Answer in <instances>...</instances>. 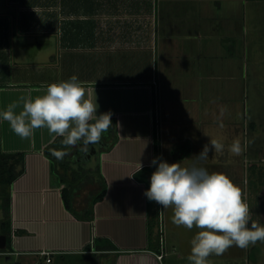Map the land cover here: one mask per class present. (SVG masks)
Wrapping results in <instances>:
<instances>
[{
  "label": "crops",
  "instance_id": "crops-1",
  "mask_svg": "<svg viewBox=\"0 0 264 264\" xmlns=\"http://www.w3.org/2000/svg\"><path fill=\"white\" fill-rule=\"evenodd\" d=\"M258 5L264 0H0V112L76 75L85 98L96 99L97 115L112 113L95 158L107 191L91 221L64 206V185L45 155L59 137L42 128L21 139L0 118L1 152L25 154V172L10 187V244L0 252L6 264H54L58 256L86 264L100 254L86 250L94 240L116 248L99 264H189L199 230L173 224L171 207L159 206L163 243L149 236L146 185L135 174L145 177L141 170L157 167L155 158L226 174L251 212L250 178L264 132ZM210 139L225 145L223 154L210 151L198 162ZM234 140L238 156L228 151ZM254 246L208 259L264 264V256L251 262ZM42 252L51 253L50 263Z\"/></svg>",
  "mask_w": 264,
  "mask_h": 264
},
{
  "label": "clouds",
  "instance_id": "clouds-1",
  "mask_svg": "<svg viewBox=\"0 0 264 264\" xmlns=\"http://www.w3.org/2000/svg\"><path fill=\"white\" fill-rule=\"evenodd\" d=\"M85 96L83 83L72 75L48 84L43 95L20 97L0 112V118L21 139H32L36 129L46 128L50 135L63 138V146H79L87 154L89 145L98 144L112 126V113L97 115L96 99L93 102ZM18 107L21 110L17 113ZM224 149L223 143L210 139L195 157L198 162L205 161L210 151L223 154ZM228 151L240 155V141L234 140ZM52 154L57 159L67 155L58 151ZM151 164L158 166L144 195L163 209L171 207L176 226L199 230L190 241L189 264H210V256L223 255L233 246L243 249L264 242V226L252 221L240 188L226 174L209 172L196 163L182 166L181 162L168 163L161 158L153 159ZM141 169L139 164L138 171Z\"/></svg>",
  "mask_w": 264,
  "mask_h": 264
},
{
  "label": "trees",
  "instance_id": "trees-1",
  "mask_svg": "<svg viewBox=\"0 0 264 264\" xmlns=\"http://www.w3.org/2000/svg\"><path fill=\"white\" fill-rule=\"evenodd\" d=\"M63 138L59 137L52 142L45 150L46 157L50 160L53 167L54 174L58 177L64 187L61 190L62 199L65 208L72 213L77 219L91 221L94 218V206L102 201L106 195L107 183L103 177L100 165L95 163L91 166L89 163L81 161H72L69 158V153L72 147H65L61 141ZM53 151L66 152L61 159L53 156ZM96 158V156H95ZM156 170V167L144 168L141 173L145 177H139L135 174V179L146 185V190L150 186L151 174ZM25 172V154L2 153L0 150V183L7 186V197L2 203L3 221L1 224V233L7 236V246L10 244V224H11V204H10V187L20 178ZM86 191L87 194L81 198V193ZM5 193V192H4ZM148 210V231L149 236L160 238L159 228V204L155 201H149L146 197ZM95 250L100 254L88 256L89 260L86 264H99V258L104 255L106 251H115L113 245H99L97 240L93 244L87 246L86 250ZM5 252V250L0 251ZM52 261V259H51ZM60 261V262H59ZM77 258L68 256H58L54 259V264H80ZM82 263V262H81Z\"/></svg>",
  "mask_w": 264,
  "mask_h": 264
},
{
  "label": "rangeland",
  "instance_id": "rangeland-1",
  "mask_svg": "<svg viewBox=\"0 0 264 264\" xmlns=\"http://www.w3.org/2000/svg\"><path fill=\"white\" fill-rule=\"evenodd\" d=\"M257 9L259 11V15L261 16L262 14L264 15V7L262 6H257ZM264 22V21H263ZM262 20L258 21V28L262 25ZM264 24V23H263ZM261 37V36H260ZM261 61H264V45L261 46ZM32 65L29 66V68ZM36 66V65H34ZM40 67V66H39ZM263 129V128H262ZM264 132H262L263 134ZM260 134L258 141H257V150H256V158H255V163H254V170H255V175L251 176L250 178V185L253 186V192H251V197L249 199V203L251 205V218L255 220V222L258 225L264 226V134ZM263 137V138H262ZM69 158L72 159L74 162L76 161H81V162H88L91 166L95 165V157L89 156L88 158H76L74 157V151L69 153ZM253 170V169H252ZM8 187L5 185H2L0 183V234L1 233V224L3 221V211L1 208L2 203L5 201L7 197V189ZM5 192V193H4ZM87 192L84 191L81 193V198L86 196ZM163 212V209L161 210ZM163 217L161 213V225L163 229ZM253 220V221H254ZM165 226V225H164ZM9 248V246H8ZM264 256V242H257L255 244L253 251H252V256H251V262L255 263V258L256 260H259ZM1 259V264H6L7 262L5 261V258L0 257Z\"/></svg>",
  "mask_w": 264,
  "mask_h": 264
},
{
  "label": "flooded vegetation",
  "instance_id": "flooded-vegetation-1",
  "mask_svg": "<svg viewBox=\"0 0 264 264\" xmlns=\"http://www.w3.org/2000/svg\"><path fill=\"white\" fill-rule=\"evenodd\" d=\"M102 140L98 143V144H96V145H89V151H88V153L86 154V153H84V152H82V151H80V148H79V146H77V147H75V148H73V151H74V157H76V158H88L89 156H91V157H95L96 156V153H95V151H97L98 150V146L99 145H102Z\"/></svg>",
  "mask_w": 264,
  "mask_h": 264
},
{
  "label": "built area",
  "instance_id": "built-area-1",
  "mask_svg": "<svg viewBox=\"0 0 264 264\" xmlns=\"http://www.w3.org/2000/svg\"><path fill=\"white\" fill-rule=\"evenodd\" d=\"M159 212H160L159 222H160V234H161L160 241H161V244H162L163 243V229H162V225H161V209H159ZM41 255L44 256V257H46V262L47 263H50L51 262V258H50L51 253H49V252H42ZM157 257H158V259L161 260L163 258V254H159Z\"/></svg>",
  "mask_w": 264,
  "mask_h": 264
},
{
  "label": "water",
  "instance_id": "water-1",
  "mask_svg": "<svg viewBox=\"0 0 264 264\" xmlns=\"http://www.w3.org/2000/svg\"><path fill=\"white\" fill-rule=\"evenodd\" d=\"M96 153V151H95ZM7 236L1 234L0 235V250H5L7 248Z\"/></svg>",
  "mask_w": 264,
  "mask_h": 264
}]
</instances>
